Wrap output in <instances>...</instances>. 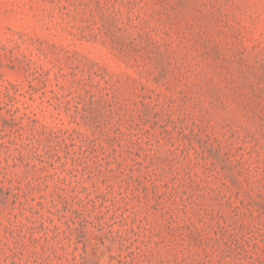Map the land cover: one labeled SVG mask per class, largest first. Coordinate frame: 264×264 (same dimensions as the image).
<instances>
[{
  "label": "rangeland",
  "instance_id": "1",
  "mask_svg": "<svg viewBox=\"0 0 264 264\" xmlns=\"http://www.w3.org/2000/svg\"><path fill=\"white\" fill-rule=\"evenodd\" d=\"M0 264H264V0H0Z\"/></svg>",
  "mask_w": 264,
  "mask_h": 264
}]
</instances>
